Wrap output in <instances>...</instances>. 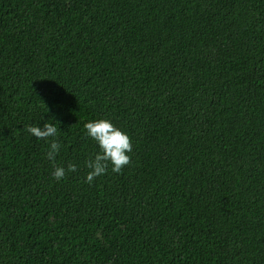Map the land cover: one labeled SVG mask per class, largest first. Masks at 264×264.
<instances>
[{"label":"trees","instance_id":"1","mask_svg":"<svg viewBox=\"0 0 264 264\" xmlns=\"http://www.w3.org/2000/svg\"><path fill=\"white\" fill-rule=\"evenodd\" d=\"M0 264H264V0H0Z\"/></svg>","mask_w":264,"mask_h":264},{"label":"clouds","instance_id":"2","mask_svg":"<svg viewBox=\"0 0 264 264\" xmlns=\"http://www.w3.org/2000/svg\"><path fill=\"white\" fill-rule=\"evenodd\" d=\"M87 134L95 140L99 146L100 153L95 155L94 159H89L86 166L91 169L86 177V182L91 184L95 177L106 174L109 163L112 165L114 173H120L122 169L129 165L131 156L128 154L132 151V141L129 135L107 119H99L88 122L84 125ZM32 136L40 140L53 138L50 144V150L47 158L55 161V157L61 147L60 143L54 139L57 135V128L53 123H45L43 128L29 125L26 128ZM77 171L75 164H69L67 172ZM66 175L63 167L55 166L53 171L54 178L59 181Z\"/></svg>","mask_w":264,"mask_h":264}]
</instances>
